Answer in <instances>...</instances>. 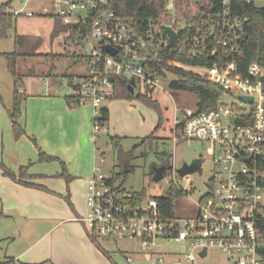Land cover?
I'll use <instances>...</instances> for the list:
<instances>
[{
    "label": "built area",
    "instance_id": "2783aa9c",
    "mask_svg": "<svg viewBox=\"0 0 264 264\" xmlns=\"http://www.w3.org/2000/svg\"><path fill=\"white\" fill-rule=\"evenodd\" d=\"M236 1L241 0H166L162 13L140 28L119 16L109 0H51L50 7L40 12L62 19L68 28L63 33L65 43L87 61L86 73L68 78V96L77 99V106H92L94 139L99 137L101 108L114 88L115 76L134 78L135 91L155 88L166 74L152 67L162 52L187 49L194 57L213 59L211 65L167 63L225 90L216 107L185 108L175 119L174 143L209 144L214 172L205 183L206 190H198L193 174L181 175L171 166L165 170V176L172 175L168 192L138 201L112 181V173L97 166L88 180V211L79 220L98 241H138L145 252L162 242L179 243L184 251L178 264H198L210 248L231 254L232 264H264V242L258 231V223L264 220V66L253 62L246 74L241 71L236 58L243 50L248 18L234 10ZM245 1L258 4L260 0ZM11 11L36 14L24 7ZM166 27L177 33L174 43ZM106 46L116 49V54ZM232 94L253 101L241 99L243 104L229 105ZM172 187L180 191L179 198L197 195L191 199L193 214L164 213L159 197L169 196ZM204 250L207 253L202 256Z\"/></svg>",
    "mask_w": 264,
    "mask_h": 264
},
{
    "label": "crops",
    "instance_id": "0c3cea01",
    "mask_svg": "<svg viewBox=\"0 0 264 264\" xmlns=\"http://www.w3.org/2000/svg\"><path fill=\"white\" fill-rule=\"evenodd\" d=\"M21 81L24 89L19 84L18 88L26 98L20 120L27 134L20 139L15 138L9 112L14 90L6 99L0 89V162L17 174L13 179L0 167V243H6L7 260L21 264H114L79 220L88 211V180L97 166L104 169L102 150L110 143L109 137H103L104 131L140 141L153 132L156 118L143 113L132 116V109H140L134 99L107 100L109 122L94 139L92 106L70 105L69 89L61 80L37 77L26 81L22 77ZM31 137L47 154L65 163L73 176L69 183L58 177L63 171L60 160H38L39 149ZM25 166L29 176L22 179L34 185L19 181ZM120 251L124 258L115 257L117 264H178L182 257L172 251L159 257L139 249Z\"/></svg>",
    "mask_w": 264,
    "mask_h": 264
},
{
    "label": "rangeland",
    "instance_id": "374dc122",
    "mask_svg": "<svg viewBox=\"0 0 264 264\" xmlns=\"http://www.w3.org/2000/svg\"><path fill=\"white\" fill-rule=\"evenodd\" d=\"M11 0H0V5ZM12 0L11 7L19 9L24 7L26 11H33L36 14L28 16L21 14L17 21V31L21 34H29L32 38H42V43L38 51L43 55L36 57H26L19 60V72L26 81L36 80L37 77L51 78L61 80L64 88L69 89L68 78L71 75H82L86 73L87 61L83 55H67L64 34H60L55 39H51V30L54 18L48 14H41L45 7H50L51 0ZM25 3V4H24ZM259 6H264V0L258 2ZM15 30L9 32V36L0 39V89H3L4 96L9 99L14 90V77L8 69L7 59L2 54L4 52H12L15 49L14 41ZM74 51L73 47H69ZM89 51V49H87ZM176 78L175 74L166 72L158 81V86L154 88L152 97L157 100L165 117V122L158 136L160 139L147 141L140 145L134 155L127 154L123 159L119 158L117 150L109 143L102 150L105 153L104 173H117L127 169V175L124 178L122 173L118 182L124 180L125 187L128 191L145 190L148 196H159L166 194L171 187L172 175L167 174L162 180L154 181L152 178L153 168L155 165H161L163 162L171 158V166L178 170L184 163H191L194 159H201V172L193 173V180L200 192L206 190V181L212 177L214 172L213 156L210 153L209 144L198 140H183L174 143L173 131L175 127L176 115H180L185 108H197L198 98L195 93L185 90H175L170 84ZM20 88L24 89L23 82H19ZM138 92V90L136 91ZM135 104L140 109H132V116H139L143 113L148 118H156V125L159 120V112L139 98H134ZM107 103V101H106ZM227 103L243 104L244 102L238 97V94H232L228 97ZM103 137H109L108 131L103 132ZM140 141L133 137H124L122 144L124 150L129 151L134 145ZM100 161V160H99ZM194 194L191 198L182 196L176 200L175 210L179 215H190L195 212L191 205V199L196 198ZM107 251L102 253L114 264H117L116 258L123 256L120 248L143 250V246L138 241L129 239H118L114 242L101 241L100 243ZM172 251L181 254L184 246L175 242H162L153 250H147L155 254L156 257L164 256L165 252ZM155 252V253H153ZM6 243H0V264H21L15 260H7ZM231 254L225 253L217 248H210L205 257L198 258V264H232ZM166 258V257H165ZM126 262V260H125ZM127 263V262H126Z\"/></svg>",
    "mask_w": 264,
    "mask_h": 264
},
{
    "label": "trees",
    "instance_id": "16d2710c",
    "mask_svg": "<svg viewBox=\"0 0 264 264\" xmlns=\"http://www.w3.org/2000/svg\"><path fill=\"white\" fill-rule=\"evenodd\" d=\"M11 1L5 2L0 5V39L8 37L10 30H15V49L12 52H4L2 54L6 57L8 69L15 80L13 102L11 108L9 109V112L15 138L20 139L22 136L26 135L27 132L20 120L22 116V103L26 98V94L24 92H20L18 88V84L22 80V75L19 72L18 68L19 59L43 55L38 51V48L42 43V38H32V36L29 34L18 33L17 21L20 15H15L11 11ZM109 1L110 7L119 16L125 18L132 26L140 28V26L145 25L143 24V22H148L153 18H157L162 13L166 0ZM233 8L243 17L248 18L244 26L245 39L243 41V50L241 55L236 58L240 64L241 71L243 72V74H246L249 65L253 62H258L264 66V6H259L255 3L241 0L233 2ZM48 15L54 18V26L51 31V39L53 40L57 36H60V34L66 32L68 28L63 24L60 17L54 14ZM69 47H73L74 51H71ZM76 49L77 48H75L72 44L66 43L67 55H77L79 52ZM168 60H178L189 65H211L213 63V59H210L206 55L194 57L187 49L180 51L179 49L175 48L172 51L162 52L161 60L152 63V67H155L159 73L165 71L175 74L176 78L171 82L170 86L175 90H185L195 93L198 98V110H208L218 105L219 100L225 94V90L220 85L204 77H201L198 74H195L193 71L176 66H171L167 63ZM153 91L154 88H146L144 90H139L138 92H131L129 88V79L127 77L115 76L114 78V88L111 94L108 95V100H132L134 98H139L145 103L154 106L159 112V120L153 132L148 136L141 138L140 142L134 145L133 148L129 151L124 150L122 144L123 137L118 135L110 136V144L117 150L120 159H123L127 154L134 155L137 148L147 141L160 139L158 133L162 129V126L165 122V117L163 115L159 102L157 100H154L152 97ZM0 99H2L1 94ZM67 100L70 105L77 106V99L67 96ZM99 121L101 123V130L108 125L109 109L107 106H103L101 108V116L99 118ZM31 139L39 149V161L50 162L54 160H60L58 157L49 155L44 150H42L39 147L35 137H31ZM61 164L63 166V171L61 174H58V177L65 178L67 183H69L73 179V176L68 172L65 163L61 161ZM161 165H165L166 169L170 168L171 158L163 162ZM0 167L3 169L5 174L9 175L13 179H17V174L7 168L4 163L0 162ZM128 167L129 166H127L126 169H124L122 172L112 173V181L118 182L122 173L124 174L125 178L127 175V169H129ZM27 169L28 167L26 166L21 169V179L19 181L26 185H34L22 179L29 176L27 173ZM124 180L118 182L120 185L119 187L122 188L123 191H127ZM129 193H131L132 196L138 201H141L147 197V192L145 190L129 191ZM180 196V191L172 187V193L169 196L159 197L160 204L162 205L163 211L166 215H174L176 200ZM67 201L69 204H72L69 198H67ZM258 231L261 240L264 242V220L258 223ZM90 236L98 244L102 251L107 254V251L100 244V241H98L92 234H90Z\"/></svg>",
    "mask_w": 264,
    "mask_h": 264
},
{
    "label": "water",
    "instance_id": "95a60500",
    "mask_svg": "<svg viewBox=\"0 0 264 264\" xmlns=\"http://www.w3.org/2000/svg\"><path fill=\"white\" fill-rule=\"evenodd\" d=\"M166 30L168 31V33L170 34V43H174L176 40H177V33L174 32L171 28L169 27H166ZM106 48L112 53V54H116V49L110 47V46H106ZM129 88L131 90V92H135V79L134 78H131L129 80ZM240 99L242 100H249V101H253V98L252 97H248V96H244V95H241L239 96ZM230 118L232 120H236L237 117L236 116H230ZM201 164H202V161L201 159L197 158V159H194L191 163H184V165L178 169L179 173L181 175H186V174H193L195 172H201ZM165 170H166V167L165 165H155L154 168H153V175H152V178L154 181H160L162 180L164 177H165ZM207 253L206 250H204L201 255L202 256H205Z\"/></svg>",
    "mask_w": 264,
    "mask_h": 264
}]
</instances>
